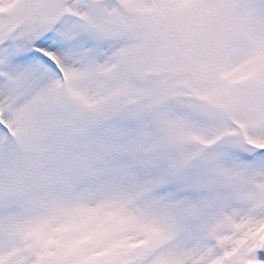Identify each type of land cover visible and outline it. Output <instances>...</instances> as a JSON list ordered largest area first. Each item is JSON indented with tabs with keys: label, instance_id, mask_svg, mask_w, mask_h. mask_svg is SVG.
I'll return each instance as SVG.
<instances>
[{
	"label": "snow or ice",
	"instance_id": "snow-or-ice-1",
	"mask_svg": "<svg viewBox=\"0 0 264 264\" xmlns=\"http://www.w3.org/2000/svg\"><path fill=\"white\" fill-rule=\"evenodd\" d=\"M0 264H264V0H0Z\"/></svg>",
	"mask_w": 264,
	"mask_h": 264
}]
</instances>
